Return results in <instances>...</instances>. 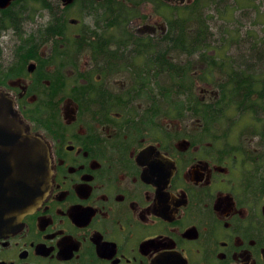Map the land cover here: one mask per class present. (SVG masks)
I'll list each match as a JSON object with an SVG mask.
<instances>
[{"label":"flooded vegetation","instance_id":"1","mask_svg":"<svg viewBox=\"0 0 264 264\" xmlns=\"http://www.w3.org/2000/svg\"><path fill=\"white\" fill-rule=\"evenodd\" d=\"M197 1L0 0V91L53 167L47 198L0 233V264H264L260 71L228 63L245 68L207 97L182 76L173 105L144 77L164 85L163 40L186 30L169 23Z\"/></svg>","mask_w":264,"mask_h":264},{"label":"rangeland","instance_id":"2","mask_svg":"<svg viewBox=\"0 0 264 264\" xmlns=\"http://www.w3.org/2000/svg\"><path fill=\"white\" fill-rule=\"evenodd\" d=\"M217 1H219L218 5ZM190 12L188 19L179 22L180 25L184 24L187 26L184 34L194 35L196 31L205 26L210 30L211 34L210 38L208 37L207 45L209 46L201 51L202 54L196 53L190 56L182 51L173 50L164 45L165 51L169 52V58L173 60L171 62L173 70L170 74H165L164 85L161 87L159 82L150 77V75L144 76L147 81L151 80L152 82L153 87L149 89L153 93L152 95L161 96V93H165L163 89H167L168 84L172 85L173 88H177L178 84L182 86L183 83L180 82V77L184 75L187 77L192 76L186 78L187 81L185 80L186 85L188 83L190 85L194 82L193 75H197L196 91L201 97H207L210 95L209 91L215 92L217 90V83L222 82L232 72L233 69H230L232 63H240L246 60L250 62L246 58L254 52L255 47L259 51L264 52V0H204L203 3H199L198 7L192 6ZM135 58L137 57L135 56ZM221 63H223L222 66ZM228 63H231L230 68H228ZM149 64L148 62H144L143 59H138L131 63L134 66V70H138L141 66ZM257 64L255 69L256 71L259 70L260 73L256 76L252 75V80L262 82L259 85V89L261 90L264 88V61ZM235 65L241 70L245 68V66H241L240 64ZM147 68L148 66H145L146 70H148ZM203 69L205 70L204 72ZM193 90L195 92L194 87ZM205 91L207 94L201 93ZM171 95L175 96L177 94L172 93ZM221 101L225 104L223 100ZM249 102H262V100L257 98V93H255L250 97ZM228 104L232 103L228 102ZM169 116L173 117L174 112L170 113ZM232 116L233 114L227 111L214 118V123L218 122V125H220L221 134L229 128L228 122ZM239 116L235 120L237 126L244 118L243 114ZM260 120L264 123V113ZM176 121L169 119L162 120L164 125L168 124L171 128L177 125L178 122ZM226 126L227 128H225ZM228 133L227 136H230Z\"/></svg>","mask_w":264,"mask_h":264},{"label":"water","instance_id":"3","mask_svg":"<svg viewBox=\"0 0 264 264\" xmlns=\"http://www.w3.org/2000/svg\"><path fill=\"white\" fill-rule=\"evenodd\" d=\"M0 91V233L11 232L47 198L53 177L51 155L39 134Z\"/></svg>","mask_w":264,"mask_h":264},{"label":"trees","instance_id":"4","mask_svg":"<svg viewBox=\"0 0 264 264\" xmlns=\"http://www.w3.org/2000/svg\"><path fill=\"white\" fill-rule=\"evenodd\" d=\"M170 23L171 24H170L169 27L172 30H174V28L172 27L173 24L179 25V22H170ZM179 27L180 28H187V26L184 25V24L179 25ZM209 31L210 30L204 26V27H201L199 31H196L194 36L192 34L188 35V36H185V35H182V34L176 36L175 31L169 30V33L167 34L166 38L163 40L164 41V45L166 47H169V48L173 49V50H179L180 52L182 51L183 53H186L187 55H190V56H192V54H195V53L202 54L201 51L204 48H207L209 46V45H207L208 37L211 35ZM174 36H176V41L174 39ZM240 57H242V56H240ZM246 59H249V61H250V62H247V60L244 61L246 64H249V65L253 64L252 67L247 68L246 70L255 71L254 68L258 65L257 63L264 61V52L263 51H259L258 48L255 47L254 52L249 54L248 58H246ZM209 61H211V59H209ZM163 64H165L164 71L167 74H170L171 71L173 70V65H172L171 61L168 62L165 59L163 61ZM241 71H243V70L238 69L236 67L233 72L234 73L235 72L238 73V72H241ZM229 79L231 81L232 77H230ZM232 81L235 84L236 83L237 84L240 83L238 77H236ZM232 81H231V83H232ZM224 89L225 88L222 87V90H221L222 96L221 97H222L223 101L225 102L226 96H227V94L229 92H227L226 89L225 90ZM165 91H166L165 95H167L168 99H169V105L175 104V100L170 98V96H172L171 94L175 93V88H173V86L170 87V85L168 84V87H167V89H165ZM153 105H156V103L153 102ZM205 106H209V105H205ZM205 106H203V107H205ZM220 115L221 114H219L218 116H220Z\"/></svg>","mask_w":264,"mask_h":264}]
</instances>
